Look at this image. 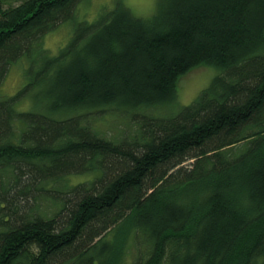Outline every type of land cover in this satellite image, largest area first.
Wrapping results in <instances>:
<instances>
[{"label": "trees", "instance_id": "16d2710c", "mask_svg": "<svg viewBox=\"0 0 264 264\" xmlns=\"http://www.w3.org/2000/svg\"><path fill=\"white\" fill-rule=\"evenodd\" d=\"M81 1L0 0V264H264V0H158L150 16L119 0L91 22ZM69 20L53 55L45 35ZM201 65L219 73L158 116ZM108 109L134 132L101 136Z\"/></svg>", "mask_w": 264, "mask_h": 264}, {"label": "rangeland", "instance_id": "374dc122", "mask_svg": "<svg viewBox=\"0 0 264 264\" xmlns=\"http://www.w3.org/2000/svg\"><path fill=\"white\" fill-rule=\"evenodd\" d=\"M118 1L119 0H82L77 6L75 21H94L103 9H111ZM157 1L158 0H123L134 13L140 16L152 15L156 9ZM75 21H65L45 35L43 40L44 47L48 49L51 54L57 55L59 50L70 41ZM28 65L29 58L26 55L13 64L3 82L2 89L7 95L16 93L22 87L25 82L24 70ZM218 73L219 69L216 67L201 65L183 74L178 79L176 101L173 102V105L170 104L160 107L156 110V114L164 117L176 114L182 106L191 103L192 100L210 84L213 77ZM32 101L35 102L36 100L33 98ZM17 107L19 109H29V107H33V102L31 103L30 100H23ZM117 111L115 112L108 109L95 113L91 124L101 136L118 140L134 132V125L132 124L130 116L128 117L126 113L122 111ZM91 176V174L73 175L69 177V182H80ZM50 203V200L44 196L37 201V204L41 205V209L46 212L48 211L47 206H49ZM110 237H112V234H110ZM126 250V253H128L125 260L131 261L136 253V248L130 245Z\"/></svg>", "mask_w": 264, "mask_h": 264}, {"label": "bare ground", "instance_id": "6f19581e", "mask_svg": "<svg viewBox=\"0 0 264 264\" xmlns=\"http://www.w3.org/2000/svg\"><path fill=\"white\" fill-rule=\"evenodd\" d=\"M128 246V245H127ZM138 249V248H137ZM122 264V263H121Z\"/></svg>", "mask_w": 264, "mask_h": 264}]
</instances>
